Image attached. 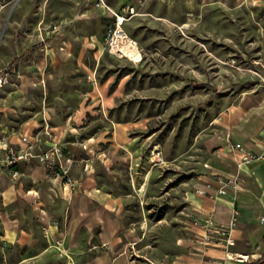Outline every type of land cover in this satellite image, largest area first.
Returning <instances> with one entry per match:
<instances>
[{"label":"rangeland","instance_id":"obj_1","mask_svg":"<svg viewBox=\"0 0 264 264\" xmlns=\"http://www.w3.org/2000/svg\"><path fill=\"white\" fill-rule=\"evenodd\" d=\"M97 1L0 0V67L17 66L0 88V136H27L36 151L58 144L72 159L86 210L71 208L53 182L78 184H65L36 158L27 162L43 168L51 185L34 181L27 164L14 184L43 187L36 206L55 224H81L82 249L91 235L88 211L109 204L132 232L131 264H177L206 246L198 228L209 214L186 196L222 177L217 118L242 93L264 87L257 74L264 71V0ZM128 6L136 13L123 27L137 50L111 52L113 12ZM38 218L24 198L9 202L0 193V235L4 219H17L34 231L37 250L45 245ZM99 232L97 225L93 241ZM55 247L37 264H60L64 255L68 264L84 263L81 250ZM28 248L0 239V264H27Z\"/></svg>","mask_w":264,"mask_h":264},{"label":"crops","instance_id":"obj_2","mask_svg":"<svg viewBox=\"0 0 264 264\" xmlns=\"http://www.w3.org/2000/svg\"><path fill=\"white\" fill-rule=\"evenodd\" d=\"M217 120L223 133L222 144H218L222 159V175H239L240 189L236 193L229 191L226 194H217L215 188L200 183L197 188L206 189L209 193L200 194L196 188L188 192L187 201L191 206L211 215L217 224L228 225L232 203L236 197L240 215L232 229V234L237 239L234 249L261 256L264 253V226H260V223H264V159L243 161L242 151L234 147V142H242L256 152L264 151V87L242 93L237 101L222 110ZM24 164H27L26 170L34 181H42L45 186L50 184L51 178L43 173V168L35 167L30 162H23L20 167ZM14 182L16 181L7 173L4 174L0 180L1 196L9 202L22 197L27 204H32L45 235V245L35 250L34 247L39 244V239L34 231L20 225L17 219L14 221L4 219L0 239L12 244L29 246L28 252L21 259L22 263L37 264L48 256L56 255L55 244H63L68 250H81V255L85 256L83 264H131L132 232L116 220L109 204L108 207H103L104 210L88 211L89 221L85 223L91 235L88 239V247L82 249L81 224L72 222L71 219L62 226L53 223L48 211L43 209L44 205L36 206L39 202H44L43 187L33 185L34 188L26 190L21 185L22 189L20 187L17 189ZM53 183L57 184L61 196L70 200L71 208L76 211L86 210V206L81 203L83 195L81 183L78 182L79 186L77 185L75 189L63 184L58 185L57 181ZM97 225H100V238L93 241V229ZM198 231H202L201 228H198ZM238 241H246L248 244H238ZM224 256L223 248L199 246L198 249L182 254L176 263L208 264L211 261L214 263L217 257ZM63 258L64 262L60 264H68L66 262L68 257L64 255Z\"/></svg>","mask_w":264,"mask_h":264},{"label":"built area","instance_id":"obj_3","mask_svg":"<svg viewBox=\"0 0 264 264\" xmlns=\"http://www.w3.org/2000/svg\"><path fill=\"white\" fill-rule=\"evenodd\" d=\"M97 3L100 6H107L104 0H98ZM135 13L136 9L134 6H128L123 8L122 11L113 12L116 20L109 31L107 40V46L111 52H124L127 45H135L137 47V40L131 37L123 27L124 21ZM118 34L121 39H116ZM127 35L129 39L126 41ZM16 69L17 66L13 63L0 67V88L7 84ZM257 74L264 85V71H257ZM234 147L242 151L243 161L264 159V151L256 152L246 147L242 142L234 143ZM32 158H36L47 167L55 169L57 175L62 178L65 184L70 185L72 188L76 186L77 180L70 172L72 159L64 155L58 144L45 150L36 151L27 136H22L19 142L13 141L7 135L0 136V180L6 173L12 180H16L21 175V163L27 162ZM207 186L215 188L217 194H226L229 191L236 193L240 189L239 175H222L215 182L207 183ZM197 191L201 194L209 193L208 190L203 188H198ZM239 215L240 210L235 197L228 225L217 224L211 215H206L204 222L200 224L202 242L206 246H218L225 250V256L218 260L216 264H246L254 260L252 254L234 249L237 239L233 236L232 229L237 224Z\"/></svg>","mask_w":264,"mask_h":264},{"label":"bare ground","instance_id":"obj_4","mask_svg":"<svg viewBox=\"0 0 264 264\" xmlns=\"http://www.w3.org/2000/svg\"><path fill=\"white\" fill-rule=\"evenodd\" d=\"M128 36V35H127ZM121 39L120 38V35L118 34L117 35V37H116V39ZM129 39V36L128 37H126V41ZM125 42V41H124ZM136 50H137V47L135 46V45H127V48H126V51L129 53V54H133L134 52H136ZM200 193V192H199ZM201 194V193H200ZM252 257H253V259H257L258 258V254H253L252 255Z\"/></svg>","mask_w":264,"mask_h":264},{"label":"trees","instance_id":"obj_5","mask_svg":"<svg viewBox=\"0 0 264 264\" xmlns=\"http://www.w3.org/2000/svg\"><path fill=\"white\" fill-rule=\"evenodd\" d=\"M248 264H264V256L261 257L257 262H249Z\"/></svg>","mask_w":264,"mask_h":264}]
</instances>
